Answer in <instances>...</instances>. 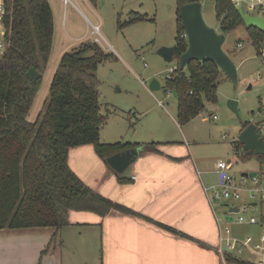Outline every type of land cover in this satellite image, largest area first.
I'll use <instances>...</instances> for the list:
<instances>
[{"label": "trees", "instance_id": "1", "mask_svg": "<svg viewBox=\"0 0 264 264\" xmlns=\"http://www.w3.org/2000/svg\"><path fill=\"white\" fill-rule=\"evenodd\" d=\"M6 48L0 56V229L53 227L66 225L69 210L95 212L101 216L111 210L138 215L84 184L67 162L70 147L92 144L96 154L108 165L110 155L128 148L158 151V142L103 143L99 132L107 115L101 112L96 89L98 65L109 59L100 45L84 42L65 52L49 85V94L34 119L30 111L48 64L54 37L53 12L49 0H2ZM94 1V0H91ZM198 0H176L177 34L174 60L186 50L187 41L178 17L180 6ZM221 33L243 23L230 0H213ZM130 13L132 23L143 20ZM245 26V25H244ZM255 44L264 43V31L245 26ZM39 74L31 80L27 71ZM221 70L210 60L178 65L166 79L165 87L176 90L179 125L203 109V100L216 102L217 79ZM261 156V155H260ZM109 166V165H108ZM113 170V169H112ZM114 171V170H113ZM120 182H126L114 171ZM156 226L183 236L159 222ZM228 264H252L225 253Z\"/></svg>", "mask_w": 264, "mask_h": 264}, {"label": "rangeland", "instance_id": "2", "mask_svg": "<svg viewBox=\"0 0 264 264\" xmlns=\"http://www.w3.org/2000/svg\"><path fill=\"white\" fill-rule=\"evenodd\" d=\"M198 1L204 22L220 33L214 1ZM73 2L80 9L63 0H49L54 20L53 45L30 117L37 116V111L47 99L51 79L62 55L81 43L95 41L111 56L100 63L96 70L101 112L107 115L106 124L99 132L100 141L184 144L191 150L198 176H201L209 196L221 190L217 162H231L228 173L242 190L238 198H221L215 202L213 211L219 217L222 229L229 227L231 235L256 237L261 227L226 222L223 218L226 205L247 206L251 204L250 194L254 193V188L264 187V155H246L238 141L242 125L250 122L260 125L264 134V43L255 44L243 24L226 33L222 49L236 66V79L231 80L221 71L217 79L216 102L204 99V107L199 114L179 125L176 120V97L171 93L173 89L169 88L168 91L165 87L171 69L178 63L176 60L166 62L157 54L159 47L174 45L178 29L176 0ZM131 12L141 14L144 19L126 24ZM93 25H98L96 31ZM238 43L241 45L238 46ZM153 78L161 86L155 91L149 89ZM229 100L237 102L238 114L230 110ZM245 171H258L259 183H254L250 178L241 182V173ZM237 215L245 218L254 215L259 219L258 210ZM215 224L217 227L216 221ZM85 247L84 253L89 260L92 256L89 249L92 247L90 244ZM232 254L252 262L257 259L244 250L241 253L232 251ZM69 263L81 262L74 258Z\"/></svg>", "mask_w": 264, "mask_h": 264}, {"label": "crops", "instance_id": "3", "mask_svg": "<svg viewBox=\"0 0 264 264\" xmlns=\"http://www.w3.org/2000/svg\"><path fill=\"white\" fill-rule=\"evenodd\" d=\"M67 2L78 8L73 0ZM159 143L157 152L142 151L121 173L126 182L118 180L92 144L70 147L67 162L77 177L138 215L69 210L68 223L58 229L2 228L0 264H71L74 258L82 264H220L213 205L191 150L181 143Z\"/></svg>", "mask_w": 264, "mask_h": 264}, {"label": "water", "instance_id": "4", "mask_svg": "<svg viewBox=\"0 0 264 264\" xmlns=\"http://www.w3.org/2000/svg\"><path fill=\"white\" fill-rule=\"evenodd\" d=\"M238 12L246 27L264 31V20L261 17L246 14L241 9H238ZM178 17L187 41L186 50L177 60L175 59L179 68L186 67L189 62L194 60L207 59L214 62L223 73L234 81L236 79V66L222 49L225 33L217 32L204 22L200 2L196 1L180 6ZM173 52V46H161L157 50V54L166 62L174 60ZM27 75L33 81H36L40 76L33 67L28 69ZM160 87V83L155 78L150 81L149 89L151 91L158 90ZM171 93L176 96L175 89ZM228 106L231 111L238 114L235 100H229ZM238 141L246 155H264V138L261 136L259 127L256 124L251 122L246 125L243 124L238 134ZM141 152V147L128 148L110 155L106 161L111 169L121 174L140 156ZM254 174L255 172L245 171L241 173V176L251 177ZM214 202H218V200L214 198ZM237 209L236 206H231L228 207L226 212L237 211ZM225 219L231 220V216L226 214Z\"/></svg>", "mask_w": 264, "mask_h": 264}, {"label": "built area", "instance_id": "5", "mask_svg": "<svg viewBox=\"0 0 264 264\" xmlns=\"http://www.w3.org/2000/svg\"><path fill=\"white\" fill-rule=\"evenodd\" d=\"M65 3L67 0H63ZM233 5L237 9H241L244 13L249 15L259 16L264 20V0H230ZM249 11V12H247ZM3 1L0 0V56L3 54L6 48V39H5V26L3 23ZM98 26H94V30L96 31ZM185 37V34L182 35ZM238 46L241 43L237 44ZM176 68V65L171 69V72ZM169 91V90H168ZM259 127L260 134L264 138V134H262L261 126L256 124ZM217 166L219 167L217 170L218 172V185L221 186L220 191H215L212 196H209L210 203L214 205V198L221 200V198L227 199L230 197L238 198L239 192L242 190V187L234 182L233 177L228 170L231 169L232 163L231 162H224L218 161ZM263 171H264V162H263ZM247 172H255L253 176H241V182L245 180V178H250L254 183H259L257 176L258 171H247ZM134 178V176H132ZM204 190L207 192V188L205 187ZM250 191V189H249ZM258 196V197H256ZM250 198L252 199L251 204L247 206H238V205H226V210L228 207L236 206L238 209L237 211H230L225 212V215L228 214L231 216V220H226L225 216L223 218L226 222H237L239 224L247 223L251 225H257L261 227L257 236L247 235L243 238H239L238 236L231 235V231L229 227L225 226L223 229L220 225L219 217L215 216V221L217 223V238H218V251L221 255V264H228L225 259V253L230 255L236 256L232 254V251L236 253H241L243 250L246 251L248 254L257 257V259L250 261L252 264H264V187H256L254 188V193L250 194ZM248 210L252 211H259V219H256L254 215L247 216L246 218L240 215L235 216V214H239L241 212L245 213ZM237 257V256H236ZM245 260V259H243Z\"/></svg>", "mask_w": 264, "mask_h": 264}]
</instances>
